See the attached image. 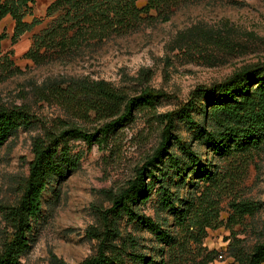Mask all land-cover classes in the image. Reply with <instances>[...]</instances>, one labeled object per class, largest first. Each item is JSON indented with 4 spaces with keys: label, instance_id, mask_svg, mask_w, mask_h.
Listing matches in <instances>:
<instances>
[{
    "label": "rangeland",
    "instance_id": "obj_1",
    "mask_svg": "<svg viewBox=\"0 0 264 264\" xmlns=\"http://www.w3.org/2000/svg\"><path fill=\"white\" fill-rule=\"evenodd\" d=\"M52 1L34 0L30 4L31 11L24 20H38L39 24L17 43L11 41L14 20L7 16L0 23V32L8 35L0 54V108L24 105L37 120L0 147V204L18 202L33 158L34 137L44 130L58 131L68 126L94 133L120 114L102 118L91 111L80 112L78 106L85 101H62L55 97L52 88L56 85L86 79L107 82L126 99L145 91L159 96L152 105L135 110L133 118L101 144L69 141L76 166L44 193L21 264H80L96 254L100 240L95 233L103 231L111 220L104 212L112 208L113 197L136 178L161 143L162 115L188 102L199 86L223 82L246 67L264 65V0H199L178 9L167 22L146 21L133 33L73 55L41 50L36 63L27 54L34 50V38L53 22L54 17L46 13ZM144 4L145 0L138 1L139 6ZM176 133L190 142L187 127L178 128ZM195 147L206 153L205 147ZM219 164L234 180L220 203L223 223L207 230L202 247L224 257L220 261L218 256L211 264H229L232 258L228 245L233 236L250 250L264 228V207L242 224L226 225L231 200L264 202V147L246 162L231 159ZM156 201L154 193L138 211L173 230L171 217ZM119 230L124 238L133 236L138 251L148 256H157L163 247L148 229L125 217L119 220ZM10 235L11 229L0 215V251ZM178 238L185 240L184 233L180 232ZM197 249L193 241L188 242L184 255L174 254L177 257H171L169 264H196L202 256Z\"/></svg>",
    "mask_w": 264,
    "mask_h": 264
},
{
    "label": "trees",
    "instance_id": "obj_2",
    "mask_svg": "<svg viewBox=\"0 0 264 264\" xmlns=\"http://www.w3.org/2000/svg\"><path fill=\"white\" fill-rule=\"evenodd\" d=\"M138 1L53 0L46 9L47 16L54 17L53 22L34 38V50L27 57L37 63L41 50L73 55L113 37L133 33L146 21L167 22L178 9L199 0H145L143 6ZM32 3L34 0H0V23L7 16L15 22L12 43H17L39 24L38 20L31 23L24 20ZM7 38V33L0 32V54L2 42ZM52 89L62 101H85L78 106L80 112L91 111L102 118L120 114L94 133L68 126L58 131L44 130L42 135L33 138V158L21 196L15 205L0 204V215L11 229L0 251V264H21L29 249L32 223L41 211L44 193L52 182L64 179L76 166L77 159L71 153L69 141L101 144L125 126L135 110L152 105L159 96L145 91L126 99L107 82L86 79L62 82ZM162 120L164 128L159 147L127 188L113 197L112 208L104 212L110 214L112 221L103 231L95 233L100 240L98 251L80 264H169L171 257H177L174 254L184 255L190 241L202 255L196 264H211L220 255L202 247L207 230L223 223L220 203L234 180L219 163L231 159L246 162L264 147V65L246 67L223 82L199 86L188 102L162 115ZM35 122L34 114L24 105L1 107L0 147ZM183 126L190 132V142L176 133ZM195 145L205 147L206 153ZM154 193L159 209L171 217L173 230L138 211ZM263 207L264 202L233 199L229 202L231 212L226 225L242 224L246 217H254ZM123 217L148 229L163 245L157 256L139 252L133 236L122 237L119 220ZM180 232L184 233L183 241L178 238ZM257 237L248 250L243 240L234 235L228 245L232 258L229 264H264V228Z\"/></svg>",
    "mask_w": 264,
    "mask_h": 264
},
{
    "label": "built area",
    "instance_id": "obj_3",
    "mask_svg": "<svg viewBox=\"0 0 264 264\" xmlns=\"http://www.w3.org/2000/svg\"><path fill=\"white\" fill-rule=\"evenodd\" d=\"M219 259H220V261H222L224 259V257L223 256H219Z\"/></svg>",
    "mask_w": 264,
    "mask_h": 264
}]
</instances>
